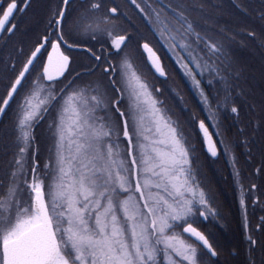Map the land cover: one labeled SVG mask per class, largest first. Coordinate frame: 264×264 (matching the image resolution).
I'll return each mask as SVG.
<instances>
[{
  "label": "snow or ice",
  "instance_id": "snow-or-ice-1",
  "mask_svg": "<svg viewBox=\"0 0 264 264\" xmlns=\"http://www.w3.org/2000/svg\"><path fill=\"white\" fill-rule=\"evenodd\" d=\"M33 4L0 0V264H264V0L235 25L217 0ZM202 151L231 169L227 256Z\"/></svg>",
  "mask_w": 264,
  "mask_h": 264
},
{
  "label": "trees",
  "instance_id": "trees-1",
  "mask_svg": "<svg viewBox=\"0 0 264 264\" xmlns=\"http://www.w3.org/2000/svg\"><path fill=\"white\" fill-rule=\"evenodd\" d=\"M217 2L222 3L225 9V16L222 18V22H227L231 25H235L236 23H244L243 18L239 17L231 8L230 0H217ZM137 22L139 23V21ZM236 54L243 63H257V61L252 58L251 54L246 49H237ZM162 60L166 64L167 70L169 72V83L175 79L177 84L184 86L186 82L182 79V74L179 73L174 61H172L171 57L167 54L166 49L163 52ZM147 78L160 86V82L155 80L151 72H147ZM189 99H191L190 94ZM167 103L169 106H171L173 101L168 99ZM209 130L211 131V128ZM197 146L199 149L200 145L198 144ZM200 159L202 162H205V171L210 176L211 186L217 197V204L228 217V223L226 227L220 228L218 226L205 225L202 226L201 230H204L205 228L211 230L214 233L213 243H219L222 247L224 256H227L234 247L240 245L242 239L239 225V213L237 208H235L232 197H229L230 191L227 188L228 181L226 180V177L228 175L227 171L230 168L226 166L224 159L212 162L211 158L207 157L203 151L201 152ZM241 166H244L243 159L241 160ZM245 171H250V169L245 168ZM257 212L259 213V210H257Z\"/></svg>",
  "mask_w": 264,
  "mask_h": 264
},
{
  "label": "flooded vegetation",
  "instance_id": "flooded-vegetation-1",
  "mask_svg": "<svg viewBox=\"0 0 264 264\" xmlns=\"http://www.w3.org/2000/svg\"><path fill=\"white\" fill-rule=\"evenodd\" d=\"M43 10H44V0H34L33 8L29 9L27 18H32V17L40 18L43 14ZM230 172H231V170L229 169L227 171L228 175L226 177V180L228 181L227 188L230 191L229 197L230 198L232 197L235 208H237V205H236V202L234 199L233 185H232L231 180H230ZM237 211H238V208H237ZM237 217H238V215H237Z\"/></svg>",
  "mask_w": 264,
  "mask_h": 264
},
{
  "label": "water",
  "instance_id": "water-1",
  "mask_svg": "<svg viewBox=\"0 0 264 264\" xmlns=\"http://www.w3.org/2000/svg\"><path fill=\"white\" fill-rule=\"evenodd\" d=\"M210 131V130H209Z\"/></svg>",
  "mask_w": 264,
  "mask_h": 264
}]
</instances>
